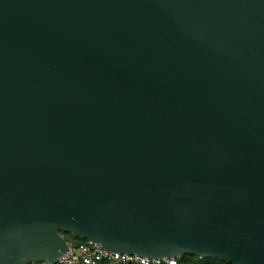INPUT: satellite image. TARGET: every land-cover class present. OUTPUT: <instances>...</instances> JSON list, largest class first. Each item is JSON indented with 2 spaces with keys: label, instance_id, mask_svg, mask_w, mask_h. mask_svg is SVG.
Returning <instances> with one entry per match:
<instances>
[{
  "label": "water",
  "instance_id": "1",
  "mask_svg": "<svg viewBox=\"0 0 264 264\" xmlns=\"http://www.w3.org/2000/svg\"><path fill=\"white\" fill-rule=\"evenodd\" d=\"M62 233L264 264V0H0V264Z\"/></svg>",
  "mask_w": 264,
  "mask_h": 264
},
{
  "label": "built area",
  "instance_id": "2",
  "mask_svg": "<svg viewBox=\"0 0 264 264\" xmlns=\"http://www.w3.org/2000/svg\"><path fill=\"white\" fill-rule=\"evenodd\" d=\"M181 258L153 260L132 254L117 255L105 245L87 241L76 244L68 243V252L61 261L55 264H179ZM41 264L47 263L41 262Z\"/></svg>",
  "mask_w": 264,
  "mask_h": 264
},
{
  "label": "trees",
  "instance_id": "3",
  "mask_svg": "<svg viewBox=\"0 0 264 264\" xmlns=\"http://www.w3.org/2000/svg\"><path fill=\"white\" fill-rule=\"evenodd\" d=\"M66 234H69L70 236V238H66V240L69 243L70 242H76V243L87 242V240L85 239L76 238L73 234H70V233H66ZM62 236H64V233H62ZM210 262L227 263V262L220 261L218 259L200 258L198 256H192V255L184 256L179 260V264H209Z\"/></svg>",
  "mask_w": 264,
  "mask_h": 264
},
{
  "label": "rangeland",
  "instance_id": "4",
  "mask_svg": "<svg viewBox=\"0 0 264 264\" xmlns=\"http://www.w3.org/2000/svg\"><path fill=\"white\" fill-rule=\"evenodd\" d=\"M65 239L66 238H70L69 234H66L64 233V236H63ZM68 242V241H67ZM69 243V242H68ZM70 244H76V242H70ZM224 262V261H223ZM33 264H41V262H37V263H33ZM209 264H228L227 263H219V262H210ZM230 264V263H229Z\"/></svg>",
  "mask_w": 264,
  "mask_h": 264
}]
</instances>
